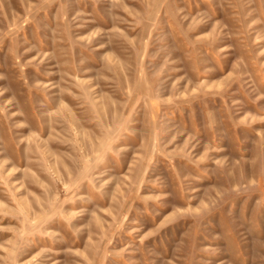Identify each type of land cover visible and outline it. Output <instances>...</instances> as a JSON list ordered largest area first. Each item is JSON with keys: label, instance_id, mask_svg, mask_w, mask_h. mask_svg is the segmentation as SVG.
<instances>
[{"label": "rangeland", "instance_id": "1", "mask_svg": "<svg viewBox=\"0 0 264 264\" xmlns=\"http://www.w3.org/2000/svg\"><path fill=\"white\" fill-rule=\"evenodd\" d=\"M0 264H264V0H0Z\"/></svg>", "mask_w": 264, "mask_h": 264}]
</instances>
